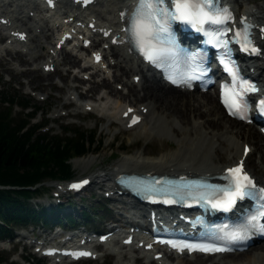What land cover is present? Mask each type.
I'll return each mask as SVG.
<instances>
[{
  "label": "bare ground",
  "instance_id": "1",
  "mask_svg": "<svg viewBox=\"0 0 264 264\" xmlns=\"http://www.w3.org/2000/svg\"><path fill=\"white\" fill-rule=\"evenodd\" d=\"M122 1L123 0H109L103 8L100 9L95 7L93 9V11L96 12L92 13L96 16L95 21L101 25L102 29V31H99V34L111 28V34L117 33L118 38L122 37L121 33L116 31V26L120 25L117 23V19L120 17L117 8ZM69 2L70 1H67L66 3L68 4L64 5L66 9L65 12L72 11L63 15L65 18L77 14V16H80L79 19L87 23H89L90 20H94L93 17L90 16L91 12H88L87 9H70ZM245 10L264 22V6L258 5V8L246 7ZM37 15L40 17H37ZM29 20H32L31 24H29ZM55 22L56 20L51 22L50 17L40 15L38 6L35 4L33 5V3L28 0L26 2L21 0H13L10 2L0 0V41L5 37V24L8 25L7 28L11 31L10 35H7V41L3 40L5 42L0 43V62H8L7 55L14 56L19 53L25 56L20 58L24 62H30L37 57H45L46 60L41 62V67L43 72L50 74L54 71L52 67H55V70H57V64H60V56L62 55H64L63 62H67L71 65L77 64L79 60L91 61L92 57L91 55L90 57H86L84 52L85 47H83V45L76 46L78 47V54L73 53L66 46L58 50L57 53L52 49V46L55 47L57 43V40L53 41L55 38ZM17 26L22 27L18 28ZM56 27L58 29L60 26L56 25ZM19 31H27L28 37L22 38L21 41L16 39V36L20 38L18 37ZM83 32L84 31H82V33ZM8 39L10 40L8 41ZM109 41L110 37L106 41L101 39L95 40L94 46L96 48L100 44ZM51 43H53V45H51ZM108 46L110 49L106 50V59L96 64L98 65L96 72H90V78L94 74H100L99 70L101 68L105 72L102 77L103 83L100 81V84L108 88V90H105V92L101 94L99 98L100 104L94 100L85 101L82 104L80 93L77 92L76 94L79 87L78 85H72L70 87L72 91L69 92L68 101L66 100V102H74L78 107L82 105V109L77 107L75 111L76 114L81 110H94L104 115V117L106 116L110 123L118 121L125 128L133 129L132 138L138 136L148 138L157 134L160 137L162 136L161 138H163V136H171L175 138L178 146L172 150L163 151L155 156H145L144 150L136 151L134 154H128L122 158L114 168L100 169L98 172L96 170L92 176L102 178V180L97 181L100 187H105V190L116 189V191H118L119 188L113 183V176L118 169L158 173L177 172V174L221 172L224 171L226 166L237 162L238 159L243 156L245 143H249V141L252 144V150L245 159L246 164L251 154L256 150L261 158L259 167L264 170V133H261L260 130L259 132L257 126L254 124L244 123L241 120L229 116L219 102L218 95L216 98L213 91L200 92L198 90L181 89L169 85L161 81L157 75L146 73L139 63L133 61L132 56L125 54V52L121 50L122 48L120 45ZM100 51L104 52L105 49H100ZM113 57H115L114 62H112ZM104 63L108 65L105 69L103 68ZM114 66H116V68L113 69L114 77L116 79H124L123 91L113 88L112 83L108 80L110 78V69ZM254 66L258 71V75L260 77L262 76L264 80V62H258ZM81 68L90 67L83 64ZM64 70L69 71L70 68L63 69V72ZM115 70H118V72H115ZM132 70V81H128L125 76H128L129 72H132ZM29 71L30 70H26L25 72ZM81 72L87 73L86 70H81ZM136 74L141 75V79L138 82L134 80ZM82 76L85 75L82 74ZM125 87H127V94L130 97L129 103H113V100L110 99L111 95L116 94L117 96H124ZM138 99L139 104L135 102ZM207 106L209 107L206 110L205 108ZM137 108L141 111L138 112L137 110L136 112ZM129 109L132 111L129 112ZM167 111L170 112L167 113ZM134 112L141 117L135 124H133L131 120ZM125 113H127V115H125ZM145 119H148V123H150L149 127L147 124L145 125V123H143ZM217 130H220L219 135H216ZM241 138L245 140L240 142L239 139ZM96 158H98L97 155H88L75 158V160L77 164L86 167L91 163L93 164ZM250 161L252 160L250 159ZM250 165L255 171L258 169L256 165L251 163ZM262 180L264 179L262 178ZM59 189H61V187H59ZM98 193H100V191ZM106 197L108 200L112 201L111 197ZM122 197L128 196L123 195ZM116 206L120 213L125 215L126 212L127 218L124 222L131 221V224H135L137 219L144 220L145 206L143 204H127V202H120ZM122 222H120V229L117 231V237L114 238L115 245L112 248V251L117 256L116 262L119 264L142 257H145L148 261H154L155 259L148 255V250H145L143 253L135 244L128 245L123 243V240H121L122 242L120 241V238L124 239L127 236L121 235V231L125 230L124 228L127 226ZM144 226H146V224ZM100 234L101 233H99V235ZM69 236H77V233L72 232ZM142 237L146 238L145 235ZM69 238L71 237H68V239ZM116 238L117 240L115 241ZM143 238H140L138 241L143 240ZM142 243L146 245L148 241L143 240ZM103 244H105L107 248L109 247L107 243ZM136 252L140 254H136ZM223 256H228L232 259H222ZM202 257H208L206 264H264V241L238 253H229L219 256L204 254H195L194 257L179 256V261L177 260L178 262L176 261L174 264H195L197 260L202 259ZM158 261L167 264L165 263V258Z\"/></svg>",
  "mask_w": 264,
  "mask_h": 264
},
{
  "label": "rangeland",
  "instance_id": "2",
  "mask_svg": "<svg viewBox=\"0 0 264 264\" xmlns=\"http://www.w3.org/2000/svg\"><path fill=\"white\" fill-rule=\"evenodd\" d=\"M234 2L235 6H238L239 9H242L243 7L258 8V5L264 6V0H235ZM28 22L31 24L32 20H29ZM4 39L5 37L1 39V41ZM91 49L92 48L84 49L85 54L89 56L91 54ZM76 52H79L78 49ZM6 57L9 60L8 62H0V91H5L9 94H16L20 98L28 97L33 107H40V111L37 112L31 120L32 123H42L39 124V131H49L50 133L59 136H73L76 130H87L91 133L95 132L96 141L90 147L89 152L84 155H97L98 158L95 159L93 164L91 163L90 165L83 167L76 163L75 157L78 158V156H73L70 159L74 169L71 178L93 174L96 170L98 172L100 169L114 168L122 158L128 154H134L136 151L144 150L145 156H155L163 151L172 150L178 146L175 138L171 136H163V138H161L162 136L160 137L157 134L155 135L156 137L153 135L148 138L144 136L132 138L133 129L125 128L118 121L110 123L106 116L104 117V115L94 110H81L76 114L75 111L78 106L74 102H66V100L68 101L69 92L72 91L70 87L72 85L79 86L76 94L77 92L80 93L82 104L89 100L97 101L100 104L99 98L101 94H103L105 90H108V88L100 84V81L103 83V78L101 79L102 75L105 73L103 70H99L100 74H94L91 78H87L82 76V74L85 75V73H82L81 70H86V75H90L91 69L81 68L84 61L79 60L77 64L71 65L67 62H63L64 55H62L60 56V64H57V70H54L50 74H46L41 67V62L46 60L45 57H37L30 62H24L20 59L21 57H25L22 53L15 54L14 56L7 55ZM114 58L115 57L112 58V62L115 60ZM258 61L263 63L264 58H261ZM68 68H70L69 71L64 70L63 72V69ZM115 68L116 66L111 67L110 78L108 80L112 83L113 88L123 91L124 79H116L114 77L113 69ZM26 70L30 71L25 72ZM115 72H118V70H115ZM132 74L133 70L132 72L130 71L125 78L128 81H132ZM119 86L122 87L120 88ZM124 92V96L113 94L110 99L113 100V103L116 102L115 104L120 102L129 103L130 97L127 94V87L124 88ZM213 93L217 98V93ZM135 102L139 104V99ZM3 106H5V104L0 100V108ZM33 107L24 109L21 105H15L13 108L14 115L17 117L25 116L27 111L29 112L33 110ZM208 107L209 106L205 109L207 110ZM78 108L82 109V105ZM169 112L170 111H167V113ZM143 123H145V125L147 124L148 127L150 126L148 119H145ZM67 127L71 129L70 132L66 131ZM257 130L259 131L260 129L257 128ZM219 133L220 130H217L216 135H219ZM239 140L241 142L245 139L241 138ZM84 155L79 156L84 157ZM250 159L252 161H250ZM260 161V154L256 150L251 154L249 160H247L250 169L252 168L250 163L258 167L256 171L253 168L251 170L259 176V179L264 178V170L259 167ZM57 178L54 180L51 178L45 179V187L42 188L41 192L34 194L29 201L33 205H37L38 203L47 205L48 208L57 207V210L61 212L63 216H66L65 212L71 211L75 217L76 225L71 227L72 225L70 223L63 222L64 224L62 226L68 229V231L72 229L80 231V229H85V227L91 228V231H93L95 222L104 225L105 220L111 218V216L114 218L117 217V219L122 218V220L127 218L126 215L120 213L117 209L116 205L118 202L109 200V205L107 204V206L110 208V205H112L114 209H103L102 206H104L103 204L107 201L103 198V193L106 191L105 187H100L96 184L85 190L84 194L86 195L81 196V198L74 195L69 196L68 194L58 191V186H56L57 181H55ZM96 179L100 178L96 177ZM98 190L101 192L98 193ZM59 198L63 201L57 203L56 200ZM62 205L63 207H60ZM84 209L90 210V216L84 217ZM33 226H37L38 229H41L40 227H42V223L37 225L29 224L28 226H16L15 229L20 232L31 234L33 233L32 230L35 229ZM56 226L59 228L61 225L57 224ZM35 232H37V230H35ZM258 244H260V242ZM0 251H4L7 255L10 254V260L14 259L19 263L37 264L38 262L42 263L45 261L46 264H51L50 259L45 260L44 258L38 257V255L36 256V254L34 255L35 247L27 243L26 240L16 241L15 239H0ZM100 252L103 254L97 259H81L70 264H118L116 262V254L108 252L106 247H102ZM138 253L139 252H136V254ZM207 258L202 257V259L197 260L195 264H206L208 260ZM224 258L232 259L228 256H223L222 259ZM0 264H7V262H2ZM119 264L161 263L157 261H148L145 257H142Z\"/></svg>",
  "mask_w": 264,
  "mask_h": 264
},
{
  "label": "snow or ice",
  "instance_id": "3",
  "mask_svg": "<svg viewBox=\"0 0 264 264\" xmlns=\"http://www.w3.org/2000/svg\"><path fill=\"white\" fill-rule=\"evenodd\" d=\"M51 3L52 0H49ZM128 19V27L125 29L129 33L133 46L144 56V58L157 67H165L166 60L170 55H175L172 25L173 22H181L190 25L197 31L204 32L205 25L225 26L234 22L235 17L232 10L219 5L218 0H138L135 10L130 13H122ZM243 27L235 30L234 37L240 44L244 52L258 53L259 49L255 46L251 25L247 22V17L242 18ZM231 27L222 28L217 32H208L206 35L211 37L210 43L217 47L228 48L229 40L227 33L232 32ZM224 37L221 42V38ZM23 38V37H22ZM100 57L97 56V60ZM225 70L232 77L231 83L222 86V101L229 111V114L240 119H248L247 113L250 105L247 100L249 93L258 91L256 86L246 80L240 73L239 65L232 62L225 63ZM171 79V77H169ZM197 77H193L195 79ZM173 83H178L173 79ZM181 83L185 81H179ZM260 111L264 113V100L259 102ZM132 110L129 109V112ZM127 115V113H125ZM138 117L132 119L135 124ZM248 149H245L247 154ZM223 179L227 183L223 186H211V196L202 194V198L214 209L225 212L231 211L238 202L245 199L264 201V187H258L255 179L245 171L244 162L241 161L235 167L226 170ZM88 181L81 184H73V188H79ZM258 219H264V203L257 214L248 218L247 226L240 231L231 233L224 237L232 242L248 238L249 228L256 227ZM264 230V225H261ZM222 238V239H224ZM173 247L178 245L173 244ZM150 247V246H149ZM183 247L201 251H228V248L215 246L183 245ZM90 255V253H80Z\"/></svg>",
  "mask_w": 264,
  "mask_h": 264
},
{
  "label": "trees",
  "instance_id": "4",
  "mask_svg": "<svg viewBox=\"0 0 264 264\" xmlns=\"http://www.w3.org/2000/svg\"><path fill=\"white\" fill-rule=\"evenodd\" d=\"M0 100L5 104L0 108V238L14 235L16 226L39 223L49 226L65 219L75 222L72 213L63 216L55 207L33 205L29 200L42 191L45 179L73 175L70 159L89 152L96 141L95 132L76 130L73 136H59L39 131L42 123L31 120L40 107H33L28 97L0 91ZM15 105L24 109L33 107V110L17 117ZM70 130L67 127L66 131ZM83 215L90 216V210L84 209ZM9 259L10 254L0 251V263L22 264Z\"/></svg>",
  "mask_w": 264,
  "mask_h": 264
}]
</instances>
